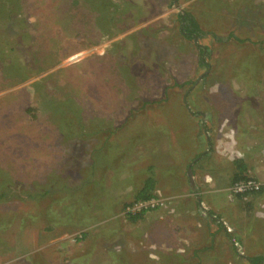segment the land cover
<instances>
[{"label":"rangeland","instance_id":"374dc122","mask_svg":"<svg viewBox=\"0 0 264 264\" xmlns=\"http://www.w3.org/2000/svg\"><path fill=\"white\" fill-rule=\"evenodd\" d=\"M0 197V264H264V0H0Z\"/></svg>","mask_w":264,"mask_h":264},{"label":"built area","instance_id":"2783aa9c","mask_svg":"<svg viewBox=\"0 0 264 264\" xmlns=\"http://www.w3.org/2000/svg\"><path fill=\"white\" fill-rule=\"evenodd\" d=\"M261 184L256 180H242L234 182L231 186V190L234 194H245L250 192L259 191ZM166 205L165 202L156 201L154 198L149 200L136 201L130 204L127 208V212L133 215L143 213L146 211H152L159 207Z\"/></svg>","mask_w":264,"mask_h":264},{"label":"trees","instance_id":"16d2710c","mask_svg":"<svg viewBox=\"0 0 264 264\" xmlns=\"http://www.w3.org/2000/svg\"><path fill=\"white\" fill-rule=\"evenodd\" d=\"M180 20H181V24H182L181 33L189 39H192L193 37L196 38L197 36L195 35V31L196 30L199 31V30H198L196 23L190 18V16L188 14H183L180 16ZM187 22H190L192 24L194 30H192L191 28H189L187 26H184V24ZM242 180L243 179L239 180L237 178V181H242ZM237 181H235V182H237ZM152 187H153V181L151 179H149L145 183V187L143 188V190L138 194L137 199L138 200H147V199L151 198L152 195L149 193L150 192L149 190ZM0 199H1V197H0ZM135 219H136V217H133V220H135ZM261 261H262L261 258H257V259L252 260V263L253 264H260Z\"/></svg>","mask_w":264,"mask_h":264}]
</instances>
